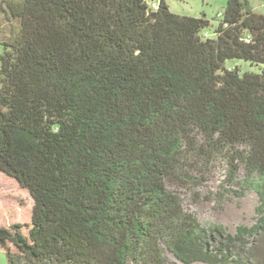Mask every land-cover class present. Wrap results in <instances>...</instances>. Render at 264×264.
Masks as SVG:
<instances>
[{
  "label": "trees",
  "instance_id": "1",
  "mask_svg": "<svg viewBox=\"0 0 264 264\" xmlns=\"http://www.w3.org/2000/svg\"><path fill=\"white\" fill-rule=\"evenodd\" d=\"M1 1L19 32L0 53V173L31 199L0 225L7 264H253L264 70L226 62L264 65V13L227 0L204 38L209 19L166 0ZM213 172L218 202L258 193L255 224L184 207L177 188Z\"/></svg>",
  "mask_w": 264,
  "mask_h": 264
},
{
  "label": "rangeland",
  "instance_id": "2",
  "mask_svg": "<svg viewBox=\"0 0 264 264\" xmlns=\"http://www.w3.org/2000/svg\"><path fill=\"white\" fill-rule=\"evenodd\" d=\"M16 1V0H15ZM170 10L181 15L205 16L211 25L202 31V36L214 37V28L220 20L219 13L223 12L227 0H166ZM250 7L264 13V0H247ZM4 8L5 10H2ZM8 13V17L6 19ZM19 32V21L13 18L5 4L0 0V53L2 41L15 37ZM228 67H237L240 74L246 71L259 72L264 65H255L249 62L232 59L226 62ZM219 173L209 174L203 185L193 189L178 187L177 190L183 200L184 207L195 213L202 226L211 224L220 225L225 231L234 233L240 225L250 227L258 220L256 207L260 204L259 195L255 190H247L244 196L228 195L222 201L213 198L212 193L217 189ZM213 196V197H212ZM31 199L28 193L5 174L0 173V225L17 221H28ZM248 244V254L253 264H264V235L255 236ZM253 246V247H251ZM251 247V248H250ZM173 259V258H172ZM174 260V259H173ZM177 264H184L176 261ZM0 264H7L5 252L0 248ZM190 264H204L193 262ZM224 264H244V262H227Z\"/></svg>",
  "mask_w": 264,
  "mask_h": 264
},
{
  "label": "built area",
  "instance_id": "3",
  "mask_svg": "<svg viewBox=\"0 0 264 264\" xmlns=\"http://www.w3.org/2000/svg\"><path fill=\"white\" fill-rule=\"evenodd\" d=\"M218 16H221V13H219Z\"/></svg>",
  "mask_w": 264,
  "mask_h": 264
}]
</instances>
